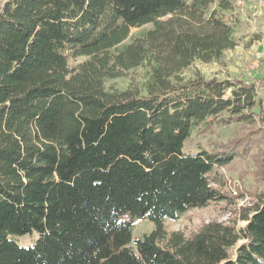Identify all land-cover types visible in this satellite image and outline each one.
<instances>
[{
  "label": "trees",
  "instance_id": "trees-1",
  "mask_svg": "<svg viewBox=\"0 0 264 264\" xmlns=\"http://www.w3.org/2000/svg\"><path fill=\"white\" fill-rule=\"evenodd\" d=\"M235 3L4 0L0 264H264V193L242 209V227L165 228L229 199L219 170L235 159L261 162L264 178V77L183 76L236 47L225 16ZM139 68L140 85L107 88ZM215 121L249 131L185 152L193 129ZM144 219L154 229L134 238ZM34 234L31 246L19 244Z\"/></svg>",
  "mask_w": 264,
  "mask_h": 264
},
{
  "label": "rangeland",
  "instance_id": "rangeland-1",
  "mask_svg": "<svg viewBox=\"0 0 264 264\" xmlns=\"http://www.w3.org/2000/svg\"><path fill=\"white\" fill-rule=\"evenodd\" d=\"M237 1V0H235ZM244 6H236L233 11L225 12L226 18L235 28L237 45L227 50L218 61H195L184 73L185 78H192L199 74L205 78L260 81L264 77V5L258 0H243ZM4 0H0V8ZM150 27V26H147ZM141 31L133 29L135 35ZM84 58L72 59L74 66ZM146 78V69L130 70L125 76L107 81L109 89H126L130 85H140ZM255 111H258L255 109ZM223 113L220 117L226 116ZM249 126L237 122L230 124L215 121L202 124L193 129L191 137L185 142V152H196L198 149L212 150L218 144L241 139ZM258 155L257 149L252 150ZM262 163L252 157L235 159L229 166L219 170L225 179L224 191L230 197L220 203H210L204 208H195L185 212L180 219L166 220L165 228L168 233L182 231L191 235L199 231L205 224L212 221H230L236 219L237 225L242 227L246 222L241 221L243 208L250 207L264 193V178ZM155 224L148 219L138 221L133 230L134 238H141L150 233ZM37 234L18 237L23 246H31L37 239Z\"/></svg>",
  "mask_w": 264,
  "mask_h": 264
},
{
  "label": "built area",
  "instance_id": "built-area-1",
  "mask_svg": "<svg viewBox=\"0 0 264 264\" xmlns=\"http://www.w3.org/2000/svg\"><path fill=\"white\" fill-rule=\"evenodd\" d=\"M258 3L261 4V5H264V0H258ZM236 6H238V7L244 6V1L243 0H237L236 1Z\"/></svg>",
  "mask_w": 264,
  "mask_h": 264
}]
</instances>
